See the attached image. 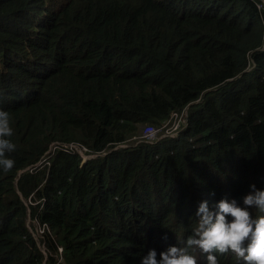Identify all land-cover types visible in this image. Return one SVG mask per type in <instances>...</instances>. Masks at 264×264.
I'll return each mask as SVG.
<instances>
[{
    "label": "trees",
    "instance_id": "trees-1",
    "mask_svg": "<svg viewBox=\"0 0 264 264\" xmlns=\"http://www.w3.org/2000/svg\"><path fill=\"white\" fill-rule=\"evenodd\" d=\"M185 108L176 138L136 144ZM0 110L16 145L0 168V264L159 259L186 246L202 201L264 191V2L0 0ZM55 143L105 155L36 165ZM28 218L49 227L46 258Z\"/></svg>",
    "mask_w": 264,
    "mask_h": 264
},
{
    "label": "clouds",
    "instance_id": "clouds-1",
    "mask_svg": "<svg viewBox=\"0 0 264 264\" xmlns=\"http://www.w3.org/2000/svg\"><path fill=\"white\" fill-rule=\"evenodd\" d=\"M261 2H264V0H261ZM260 6L261 5H258V8ZM184 110L187 116V108L176 113H181ZM184 129L185 124L177 135ZM13 134L9 113L0 110V168L5 172L10 171L15 166V161L7 155L16 150V145L10 139ZM163 134L164 131H161L158 134L160 138L150 142L142 137V133L140 137L136 139V144L140 142L155 144L161 139H174L177 137V135L173 138L161 137ZM47 151L36 165H39L43 158L45 161L41 164L48 165V157L57 152L55 151L45 155ZM88 151L89 154L95 157L82 162V158L77 155L80 157V165H84L89 160L105 155V153H93L90 150ZM253 208L264 213V191L257 190L254 184L250 186V192L243 197V207L239 206L235 199L229 202V200L225 198L220 200L213 206V209L210 210L208 201L204 200L199 204L195 213L197 223L192 229V234L188 236L185 242L186 246H171L166 251L159 254V259H157V252L155 250H150L147 256L142 258L141 264H198L197 257L190 254L189 249H199L200 252L206 254V264H220L216 254L225 255L230 252L238 259L242 260L243 264H264V215L253 218L252 212L249 211V209ZM228 217H231V221L228 220ZM27 223H31L33 227L35 226V231L37 223L41 225L44 224L48 227L47 224L41 223L37 219L28 218ZM49 233L50 230L48 227V231L40 235L38 240L35 239L34 235L36 234L31 233L37 247L45 258L46 251L42 239L45 234ZM166 238L167 237H165V239ZM60 252L61 250L59 253Z\"/></svg>",
    "mask_w": 264,
    "mask_h": 264
},
{
    "label": "built area",
    "instance_id": "built-area-1",
    "mask_svg": "<svg viewBox=\"0 0 264 264\" xmlns=\"http://www.w3.org/2000/svg\"><path fill=\"white\" fill-rule=\"evenodd\" d=\"M185 121H186V111L185 110L182 111L181 113H172L170 115L168 121H166L160 129H153L151 127L146 128L145 131L143 132L142 137L144 139H146L147 141L153 142L154 140L160 138L158 136V134L161 131H164V134L161 137L173 138L174 136L177 135L179 130L184 126ZM55 151H62V152L68 153V154L79 155L82 158V162H85L86 160L95 157L94 155L89 154V151L86 147H84L83 145L78 144V143H69V144L55 143V144H52L45 155H48V154L53 153ZM44 161H45V159L43 158L41 163H43ZM36 226H37L36 235H34V236H35V239L38 240V237H40V235L44 234L45 231L46 232L48 231V227L44 224L41 225L38 223L36 224ZM59 251H60V249H59Z\"/></svg>",
    "mask_w": 264,
    "mask_h": 264
},
{
    "label": "rangeland",
    "instance_id": "rangeland-1",
    "mask_svg": "<svg viewBox=\"0 0 264 264\" xmlns=\"http://www.w3.org/2000/svg\"><path fill=\"white\" fill-rule=\"evenodd\" d=\"M28 221V220H27ZM27 223V222H26ZM28 225V228H29V232L30 233H33V234H36V231H35V226L33 227L31 223H27Z\"/></svg>",
    "mask_w": 264,
    "mask_h": 264
}]
</instances>
